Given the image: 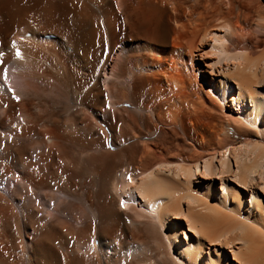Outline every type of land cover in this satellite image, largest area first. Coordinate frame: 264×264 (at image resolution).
Wrapping results in <instances>:
<instances>
[{
  "label": "bare ground",
  "instance_id": "obj_1",
  "mask_svg": "<svg viewBox=\"0 0 264 264\" xmlns=\"http://www.w3.org/2000/svg\"><path fill=\"white\" fill-rule=\"evenodd\" d=\"M0 264H264V0H0Z\"/></svg>",
  "mask_w": 264,
  "mask_h": 264
}]
</instances>
